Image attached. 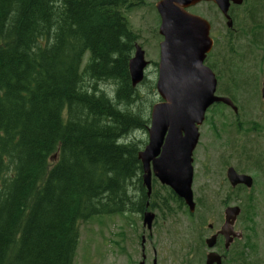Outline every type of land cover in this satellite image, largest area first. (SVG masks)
I'll return each instance as SVG.
<instances>
[{"label":"trees","instance_id":"trees-1","mask_svg":"<svg viewBox=\"0 0 264 264\" xmlns=\"http://www.w3.org/2000/svg\"><path fill=\"white\" fill-rule=\"evenodd\" d=\"M133 2L0 0V264H73L81 221L141 210Z\"/></svg>","mask_w":264,"mask_h":264},{"label":"rangeland","instance_id":"rangeland-1","mask_svg":"<svg viewBox=\"0 0 264 264\" xmlns=\"http://www.w3.org/2000/svg\"><path fill=\"white\" fill-rule=\"evenodd\" d=\"M158 1L134 0L133 5L124 9L137 36L136 44L142 46L150 64L144 81L137 85L141 96L137 107L148 113V119L152 106L160 101L156 82L163 37L159 32ZM190 11L212 24L213 58L208 62H215L216 67L207 65L217 77V93L232 96L237 104L244 102L246 107L240 106L235 113L230 107L218 105L207 112L201 127L205 155L196 175L194 192L198 206L194 214L175 206L165 208L164 204L150 229L143 225L140 213L100 215L81 221L73 264H140L143 235L145 264H188L190 260L192 264H204L210 250L200 246L201 240L221 228L225 208L235 204L242 209L235 228L243 236L233 243L226 264H264V172L260 166L258 170L254 167H264V0H245L242 5L233 6L232 28L210 2L198 4ZM88 59L89 52L84 56L82 69ZM99 85L113 90L109 82ZM238 135L254 136L242 141L241 154H233L232 143L227 140ZM131 138L144 145L148 131L136 130L125 140ZM228 165L255 175L253 187L231 188L225 180ZM210 223L214 224L213 230L208 228Z\"/></svg>","mask_w":264,"mask_h":264},{"label":"water","instance_id":"water-1","mask_svg":"<svg viewBox=\"0 0 264 264\" xmlns=\"http://www.w3.org/2000/svg\"><path fill=\"white\" fill-rule=\"evenodd\" d=\"M204 2L216 5L227 20V26L232 28L230 7L241 5L244 0H159L156 3L161 17L159 32L163 37L156 82L160 101L152 106L151 124L147 130L149 142L138 155L148 188H151L154 171L163 184L171 186L186 201L191 213L195 212L192 155L199 140L198 128L214 104L234 106L231 98L217 95V77L206 63L214 46L212 24L190 11ZM148 65L144 49L137 44L129 62L134 87L144 81ZM234 109L237 111L235 106ZM228 176L233 185L244 182L251 187L253 184L250 176L237 174L233 167L229 168ZM241 212L240 206L225 209L221 230L206 240L210 249L206 264H223L221 255L213 250L219 235L225 237L227 249L235 238H242L243 235L234 228ZM154 221L155 214L147 211L144 226L150 229ZM140 264H145L144 256Z\"/></svg>","mask_w":264,"mask_h":264},{"label":"flooded vegetation","instance_id":"flooded-vegetation-1","mask_svg":"<svg viewBox=\"0 0 264 264\" xmlns=\"http://www.w3.org/2000/svg\"><path fill=\"white\" fill-rule=\"evenodd\" d=\"M245 1V0H244ZM244 3V2H243ZM242 3V4H243ZM241 4V5H242ZM233 6H240V5H236V4H232L231 7H230V15L232 14V10H233ZM232 17V16H231ZM233 20V19H232ZM234 22V20H233ZM137 44H135L136 46ZM214 47V46H213ZM213 52V49L211 50V52L209 53L207 59H211L213 58V55L211 56V54ZM218 59V58H217ZM218 61V60H217ZM207 62V61H206ZM213 64H216L215 62ZM150 65V64H149ZM148 65V66H149ZM147 66V68H148ZM146 68V70H147ZM218 84V82H217ZM263 89L264 87L262 88V92H263ZM217 95H219L217 93ZM262 95H264L262 93ZM219 96H223V95H219ZM227 97V96H226ZM243 98L245 96H242ZM229 98H231V100L233 101L234 103V106L237 108V111L234 109V106H231V105H227V104H224V103H216L214 104L212 107H215V106H227V107H230L235 113H238L239 112V109L241 107L245 108L246 107V104L243 102L242 105H240V103L237 104L236 101H234V99L232 98V96H229ZM264 98V96H263ZM241 106V107H240ZM211 107V108H212ZM210 110V109H209ZM208 110V111H209ZM207 111V112H208ZM206 117H207V114H206ZM206 120V119H205ZM239 122V120H238ZM204 123V122H203ZM150 124H151V121H150ZM149 124V126H150ZM201 127H202V124L199 126V140L195 146V149L193 151V155H192V165H193V183H192V190H193V194H194V201H195V211L197 210V206H198V199L197 197L195 196V192H194V186L196 185L197 183V180H196V175L198 173V168L200 167L201 165V161H203L204 159V155H205V148L202 146L201 144ZM148 130V129H147ZM235 136V135H234ZM234 136H231L228 138L227 140V143L231 141L232 143V147L234 148V153H240L239 152L240 150H243L244 151V146L242 147V141L243 140H246V139H252V137L250 138H247V137H244L243 135H238L236 138ZM149 142V138L147 140V142H145L144 145H141V150H144L145 147L147 146ZM245 143V142H244ZM139 151V152H140ZM141 162V161H140ZM259 166L263 169V172H264V167L262 165H254V167L258 170L260 169ZM153 167V166H151ZM234 168V170L236 171L237 174L239 175H247V176H250L253 180V184L251 187L247 186L244 182L242 183H238L236 185H233L232 182L230 181L229 179V176H228V170L229 168ZM203 174V173H202ZM144 170H143V166H142V163H141V171L138 175V179H137V182H136V201L141 203L140 204V207H141V210L139 211V213L141 214V216L143 217V225H144V214L148 211V212H152L155 214V220H156V217H157V213H161L162 212V206L164 204H166V206L168 208H173L174 206L179 209V210H182V209H186V211H188L190 214H194V213H191L190 211V208L189 206L187 205L186 201L181 198L178 194L175 193V191L173 190V188L169 185H166V184H163L160 179L155 175L154 171H153V174H152V178H151V188L149 189L148 186L145 184V181H144ZM204 176V174H203ZM205 176H209V175H206ZM177 179H179V177H177ZM209 180V179H208ZM228 183V185L233 188V189H239V188H244L246 187L247 189H251L254 185V182L256 181V178H255V175L253 174H249L245 171H242L240 170L238 167L234 166V165H228L227 167V171H226V179H225ZM204 183H205V180H204ZM172 205V206H170ZM229 206H239L237 204L235 205H228L227 207ZM226 207V208H227ZM225 208V209H226ZM161 211V212H160ZM238 219V218H237ZM237 221V220H236ZM155 222V221H154ZM224 223H225V210H224ZM223 223V225H224ZM154 224V223H153ZM236 224V222H235ZM222 225V226H223ZM221 226V228H222ZM208 228L210 230H213L214 229V224H209L208 225ZM221 228L219 230H216L215 232H213L209 237L213 236L214 234H216L217 232H219L221 230ZM234 228H235V225H234ZM236 230V228H235ZM237 231V230H236ZM152 236V235H151ZM146 237V236H145ZM209 237H206L205 238V244H206V240L207 238ZM238 238H235L234 241L231 243L230 247L227 249L226 248V239L223 235H219L218 238H217V242H216V245L214 247V251L217 252L219 255H221L222 259H223V264H226V259L228 257V255L231 253V248H232V245L233 243L237 240ZM145 238H144V235L142 236V246H143V256L144 258L146 259V254H145ZM144 243V244H143ZM222 244V245H221ZM207 246V245H206ZM209 249V248H208ZM210 250V249H209ZM210 252V251H209ZM208 252V253H209ZM207 253V254H208ZM206 254V256H207ZM204 264H206V257H205V261H204Z\"/></svg>","mask_w":264,"mask_h":264}]
</instances>
